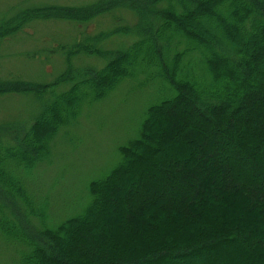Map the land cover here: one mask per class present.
Instances as JSON below:
<instances>
[{
    "label": "trees",
    "instance_id": "1",
    "mask_svg": "<svg viewBox=\"0 0 264 264\" xmlns=\"http://www.w3.org/2000/svg\"><path fill=\"white\" fill-rule=\"evenodd\" d=\"M120 6L138 17L136 40L66 51L100 53L102 68L67 62L47 86L0 82V95L41 107L26 129H0V245L18 264H264V0H112L42 19ZM126 80L155 95L136 136L77 214L48 218V196L27 192L35 169L85 105ZM224 247L239 252L227 261Z\"/></svg>",
    "mask_w": 264,
    "mask_h": 264
},
{
    "label": "rangeland",
    "instance_id": "2",
    "mask_svg": "<svg viewBox=\"0 0 264 264\" xmlns=\"http://www.w3.org/2000/svg\"><path fill=\"white\" fill-rule=\"evenodd\" d=\"M103 1L112 0H0V82L47 86L69 73L67 62L75 69L102 68L105 60L100 53L75 56L72 52L66 60V51L82 43H96L103 52L126 48L136 40L131 34L138 22L134 12L120 6L85 21L42 17ZM46 8L49 14L43 11ZM127 28L130 33L124 34ZM154 99L152 91L137 90L128 80L122 81L106 98L85 105L76 121L59 132L52 142V155L38 165L35 180L27 188L30 195L48 196V218L61 221L80 211L88 198V183L118 162V148L136 136L142 114ZM40 109L34 95H0V129H26ZM221 250L229 253L227 261L239 252L236 247ZM219 256L217 252L213 258ZM0 264H18L11 247L0 245Z\"/></svg>",
    "mask_w": 264,
    "mask_h": 264
}]
</instances>
